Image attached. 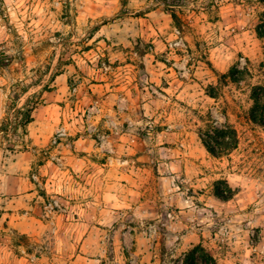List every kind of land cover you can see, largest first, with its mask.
<instances>
[{
    "label": "rangeland",
    "instance_id": "374dc122",
    "mask_svg": "<svg viewBox=\"0 0 264 264\" xmlns=\"http://www.w3.org/2000/svg\"><path fill=\"white\" fill-rule=\"evenodd\" d=\"M177 4L175 23L163 0H0V264H181L199 243L217 264H264V129L246 120L264 0ZM231 67L245 80L218 84ZM95 84L116 95L97 128L121 136L108 153L96 140L108 165L68 191L52 137L84 131ZM209 120L237 131L226 157L201 145Z\"/></svg>",
    "mask_w": 264,
    "mask_h": 264
},
{
    "label": "crops",
    "instance_id": "0c3cea01",
    "mask_svg": "<svg viewBox=\"0 0 264 264\" xmlns=\"http://www.w3.org/2000/svg\"><path fill=\"white\" fill-rule=\"evenodd\" d=\"M90 90L92 91L91 98H95L93 102L90 103L89 106L86 108H83L81 116L85 117V120L87 122L86 127L84 131L82 132L80 129H77L75 132H66L65 138L62 139V143L58 144V147L54 149V153L52 154L53 158H56L64 168L65 173L68 174L66 181L64 182V187L68 191H71V175H77L79 176L83 175V180H88L91 178V175L89 173L90 170L93 169L92 175L95 174L96 168H101L108 165V161H105V163L97 161L100 153L103 152V146L107 145L104 149L108 153L109 150L113 152V148L111 146L112 141L111 139H114L117 136H121L119 132H114L113 130H110L109 134L102 135L100 132V129L97 128V119L105 118V117H114L113 112L115 109H112V101L111 98L115 97V93H108L103 91V85H91ZM119 99V96H117V101ZM125 101L127 103V99H122L121 101ZM82 105V104H81ZM114 105V103H113ZM116 108L120 109L123 113V118L125 117V111L123 109L128 108L127 105L124 103L121 104L119 101V104L115 105ZM42 108L46 110H52L53 105L49 106H43ZM86 109V110H84ZM48 120V118H46ZM33 122V121H32ZM29 123L28 125L32 124ZM27 125V126H28ZM27 126L25 128H27ZM83 128V127H81ZM26 131V130H25ZM52 133V132H51ZM52 135V134H51ZM49 137V136H48ZM96 140L101 141L103 140L104 145L97 143ZM110 146V149H109ZM86 174H88V178H86ZM96 179L94 178L93 183H95ZM52 186L55 185V181H51ZM88 182V181H87ZM26 186V184H25ZM32 194H29L27 196H30ZM23 199V197H22ZM26 199V198H24ZM98 201V200H97ZM99 207V208H98ZM93 217H96L97 211L100 212L101 205L96 202V198H94L93 201ZM67 212V211H66ZM69 214V213H68ZM95 228V227H94ZM89 229V228H88ZM85 231L83 235L81 236V240H79L78 243L81 249L86 248L90 245L91 240V233L92 230L89 232L88 235ZM95 233V232H94ZM93 248L94 249H100L101 248V242L100 240H94L93 242ZM79 259H84L83 257L78 256L75 260L71 261L70 264H80Z\"/></svg>",
    "mask_w": 264,
    "mask_h": 264
},
{
    "label": "trees",
    "instance_id": "16d2710c",
    "mask_svg": "<svg viewBox=\"0 0 264 264\" xmlns=\"http://www.w3.org/2000/svg\"><path fill=\"white\" fill-rule=\"evenodd\" d=\"M178 0H163V7L168 11L170 17L175 23L179 19L175 10L179 9ZM259 24L256 26L255 33L259 40L264 43V14ZM264 55V53H263ZM248 75L246 70H238L231 67L227 73L218 76V84L231 82L239 84L245 80ZM218 86H209L206 95L214 100L218 98ZM249 100L251 105L246 112V120L253 126L264 129V84H258L250 87ZM32 122L31 116L27 115L25 124L22 128ZM201 145L206 152L214 158L228 156L238 146V134L235 127L225 121L224 124H218L214 120H209L203 130L199 131ZM234 195V191L227 185L225 190L215 188V196L221 201H228ZM181 264H217L216 259L199 243L187 250L181 259Z\"/></svg>",
    "mask_w": 264,
    "mask_h": 264
},
{
    "label": "built area",
    "instance_id": "2783aa9c",
    "mask_svg": "<svg viewBox=\"0 0 264 264\" xmlns=\"http://www.w3.org/2000/svg\"><path fill=\"white\" fill-rule=\"evenodd\" d=\"M65 136H66V130L64 128H61L55 132L54 136L52 137L51 143L56 144L57 141L61 140ZM50 206L52 207V204H50Z\"/></svg>",
    "mask_w": 264,
    "mask_h": 264
}]
</instances>
